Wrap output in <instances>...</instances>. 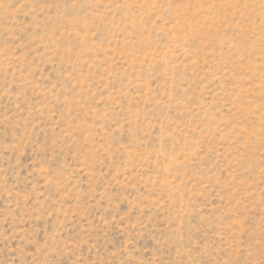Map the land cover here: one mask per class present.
Wrapping results in <instances>:
<instances>
[{"label":"rangeland","instance_id":"rangeland-1","mask_svg":"<svg viewBox=\"0 0 264 264\" xmlns=\"http://www.w3.org/2000/svg\"><path fill=\"white\" fill-rule=\"evenodd\" d=\"M0 264H264V0H0Z\"/></svg>","mask_w":264,"mask_h":264}]
</instances>
